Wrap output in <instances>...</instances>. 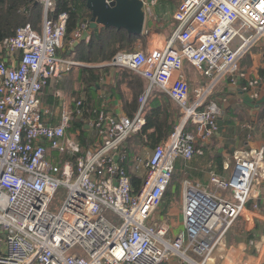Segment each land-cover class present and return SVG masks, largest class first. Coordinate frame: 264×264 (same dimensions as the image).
I'll return each mask as SVG.
<instances>
[{
	"label": "built area",
	"instance_id": "built-area-1",
	"mask_svg": "<svg viewBox=\"0 0 264 264\" xmlns=\"http://www.w3.org/2000/svg\"><path fill=\"white\" fill-rule=\"evenodd\" d=\"M39 1L45 8L41 31L21 26L0 44V264H210L219 249L225 254L216 264H235L227 238L245 217L257 181L264 179L262 148L238 157L228 179L212 171L205 185L184 182L183 229L176 236L154 215L177 161L203 154L196 144L218 134L222 113L212 96L237 70L238 60L264 39V0H180L167 45L119 52L107 64L144 76L147 90L134 116L101 107L86 124L94 133L88 147L80 144L79 130H69L89 100L75 99L72 106L57 92L59 117L43 101L50 79H63L87 64L59 53L68 14L50 17L53 0ZM143 1L150 10L159 0ZM84 31L91 32L90 20L81 21L74 43ZM186 64L203 80L194 93ZM154 87L167 94L181 116L155 147L142 137L144 152L135 158L134 169L143 168L145 178L135 189L124 146L142 133L144 106Z\"/></svg>",
	"mask_w": 264,
	"mask_h": 264
},
{
	"label": "crops",
	"instance_id": "crops-1",
	"mask_svg": "<svg viewBox=\"0 0 264 264\" xmlns=\"http://www.w3.org/2000/svg\"><path fill=\"white\" fill-rule=\"evenodd\" d=\"M158 3H160V5H157L158 8L154 5L150 10L147 6H144L146 21L142 34L146 36L143 42L137 44V48L140 45L144 50L163 47L167 45L175 32L176 21L173 18V13L178 7L180 0L178 5L172 4L170 1L161 2L159 0ZM160 28L165 30L162 31ZM119 72V68L110 66L109 70L104 73V81L108 88L83 91V95L77 98L85 96L91 103L95 92L96 97L103 98L100 106L103 107L105 105L109 113L129 115L125 109L124 99H131L132 90L125 83L115 89V91L114 89L113 91L109 89V87H113L112 85L115 83ZM184 74L192 92H196L203 83L199 73L191 65L187 64ZM69 77L66 76V78ZM78 89L79 87L77 86L76 89L71 91L72 95ZM57 92L69 99L71 98L63 93L65 91L61 88ZM214 97L221 109L220 118L223 119L224 116L229 114L228 119L232 123L233 137L231 138L230 147L224 148L225 139L221 134L225 131L226 125L225 119H223L224 129L217 134L218 144L216 147L209 148L203 154L197 155L193 160L186 163H182L184 161L182 159L180 163L182 166L184 165L182 174H188L186 180L190 179L194 184H207L209 172L212 171L223 178L230 176L238 157L248 155L254 149L262 148L264 150V39L255 43L250 51L238 60L237 70L220 82L214 92ZM74 100V98H71L70 104ZM170 102L173 103L172 101ZM58 110L57 117H59L61 110L60 101ZM57 121H59V118ZM139 148L136 147L134 151H138ZM217 152L223 154L221 169L216 164ZM136 157H132L133 162L130 164L132 169L134 168ZM256 185L258 186L255 188V192L248 203V209L244 214L245 217L237 221L228 236V239H232L231 245L235 250L233 253L234 261L232 260L235 264L242 261H248L251 264H264V253L259 255V251L264 244V179L257 181ZM174 190L175 188L172 185L170 192L172 193ZM176 192L180 200L177 201L178 204L172 206L170 203L173 197H164L161 207L154 215L155 220H163L168 224L171 237L176 236L183 229L181 226L183 219L181 211L183 209L182 184ZM254 204H258L256 210L254 209ZM174 216L180 220V230H175ZM224 254L225 250L219 249L210 264H216Z\"/></svg>",
	"mask_w": 264,
	"mask_h": 264
},
{
	"label": "trees",
	"instance_id": "trees-1",
	"mask_svg": "<svg viewBox=\"0 0 264 264\" xmlns=\"http://www.w3.org/2000/svg\"><path fill=\"white\" fill-rule=\"evenodd\" d=\"M49 11L50 17H56L62 12L68 14L64 44L63 48L59 50V53L62 56L71 57L75 59V61L87 64V66H78L75 68L78 70L77 81L80 84V88L78 89L80 91L79 93L90 89L108 88V85H106L104 81V73L109 70L110 66H95V64L109 62L119 52H132L137 48L139 42L145 40V34L137 35L129 33L124 28L119 29L115 27L108 28L105 26H99L96 29L91 30L90 35L86 40H82L78 45H75L73 41L74 32L78 29L81 21L84 19L90 20L92 17V12L88 8L86 1L53 0ZM51 11L53 14H51ZM44 14V4L39 0H0V44H2L8 37L15 34L16 30L21 26L29 25L33 29L40 31L43 25ZM90 64L93 65L91 66ZM70 79V77H64L63 79H50L42 90L43 101L50 106L51 111L55 116L58 114L60 101L56 92L61 88L65 92L69 91L72 95L71 91H73V89L70 88V90H68L70 86L66 85V82L70 81ZM72 81L71 84L73 83ZM124 83L132 90L131 99H124L125 109L130 116H134L141 105L139 99L147 90V81L144 76L137 72L124 68V70L117 74L115 83L112 85L113 87H109V89L111 91L114 89L115 91V89H118ZM212 98L215 99L214 94ZM102 101L103 98L96 97L94 92L92 102L88 105L83 115L79 118L74 117L72 119V127L69 132L74 133L79 130L80 133L78 134V140L82 147H88L93 143L94 133L92 132L93 138H91V131L86 128V124L92 118L96 117L97 111L101 109L100 105L102 104ZM170 101L171 100L162 89L154 87L144 106L143 113L147 122L142 133L129 138L124 146L127 154L125 166H127V171L131 176V181L135 189L141 187L145 178V172H142L141 170L132 171V168H130V164L133 162L132 157L138 155V151H134L135 148L140 147L144 142L142 137L147 136L150 140L149 146L151 148L155 147L172 133L176 123L180 119L181 113L175 115L169 109L171 104ZM73 103L74 102L71 104L72 106H74ZM228 117L229 114L223 117L226 125L225 131L221 134L225 139L224 148L230 147L232 141L231 138L233 137V131L231 129L232 123ZM216 136L207 144L202 145L198 142L196 147L199 148L201 146L204 151L209 150L211 147H216L218 144ZM181 162L182 159H179L176 163V170L172 184L164 197H172L173 193L170 192L172 185L176 190L181 186L179 176H181L184 170V168H182L184 165L182 166L180 164ZM186 162L187 161L184 160L182 163ZM222 162L223 154L217 152L216 164L219 169L222 168Z\"/></svg>",
	"mask_w": 264,
	"mask_h": 264
},
{
	"label": "water",
	"instance_id": "water-1",
	"mask_svg": "<svg viewBox=\"0 0 264 264\" xmlns=\"http://www.w3.org/2000/svg\"><path fill=\"white\" fill-rule=\"evenodd\" d=\"M92 12L91 30L99 26L124 28L132 34H142L145 28L146 11L143 0H85ZM51 14L53 12L51 11ZM90 35L84 31L80 39L86 40ZM80 41H76L78 45ZM224 129V120L219 119V132Z\"/></svg>",
	"mask_w": 264,
	"mask_h": 264
},
{
	"label": "rangeland",
	"instance_id": "rangeland-1",
	"mask_svg": "<svg viewBox=\"0 0 264 264\" xmlns=\"http://www.w3.org/2000/svg\"><path fill=\"white\" fill-rule=\"evenodd\" d=\"M161 2H166V1H170L172 4H175V5H178V3H179V0H160ZM157 5H160V3H158V4H156L155 5V7H157L158 8V6ZM154 11V10H153ZM163 23V22H162ZM161 29V28H160ZM162 31L163 30H165L164 28L163 29H161ZM41 31V30H40ZM136 49H143L144 50V48L140 45L138 48H136ZM108 63H110V61L109 62H104V63H99V64H95V66H97V65H107ZM91 66L93 65V64H90ZM187 65V64H186ZM76 68V67H75ZM73 69L72 70V72L70 73V81H67L66 82V85L67 86H70L69 88H68V90H70V88H72L73 90L74 89H76L77 88V86L80 88V84H79V82L77 81V74H78V70L77 69ZM120 71H122V70H124V68L123 69H119ZM129 70H131V69H129ZM133 71V70H132ZM68 76V77H69ZM74 81L72 84H71V81ZM76 83H77V85H76ZM71 85H72V87H71ZM80 91L79 90H75V94H73L72 96L70 95V93H69V91H67V92H63V93H65L66 95H68L69 97H71V98H74V99H76L77 97H80V96H82L83 94L81 93H79ZM71 98H70V100H71ZM78 99V98H77ZM50 107V106H49ZM169 109L175 114V115H179V113H180V110L177 108V106L174 104V103H171L170 104V106H169ZM217 137V136H216ZM91 138H93V134H92V132H91ZM141 148H139V150H138V154H140V155H142L143 154V152H144V150H143V148H142V145L140 146ZM64 156V155H63ZM142 172H144V169L143 168H141L140 169ZM132 171H136L134 168L132 169ZM210 173V172H209ZM187 176H188V174H181V176H179V181L181 182V184L183 185V183H184V181L186 180V178H187ZM225 179H228L229 178V175L228 176H226V177H224ZM255 183H256V181H255ZM258 185H255V188L257 187ZM66 190L65 189H60V191H59V198H60V200L61 201H63L64 199H65V197H66ZM173 194H172V200H171V205L172 206H174V205H176V204H178V202L177 201H180L178 198H179V195L177 194V192H176V189L172 192ZM61 203V202H60ZM181 211H182V209H181ZM174 222H175V230H180L181 229V227H180V220H178L177 219V217L176 216H174ZM182 226V228H183V224L181 225ZM231 243H232V239H228L227 238V244L228 245H231Z\"/></svg>",
	"mask_w": 264,
	"mask_h": 264
},
{
	"label": "snow or ice",
	"instance_id": "snow-or-ice-1",
	"mask_svg": "<svg viewBox=\"0 0 264 264\" xmlns=\"http://www.w3.org/2000/svg\"><path fill=\"white\" fill-rule=\"evenodd\" d=\"M262 8H264V5H261Z\"/></svg>",
	"mask_w": 264,
	"mask_h": 264
}]
</instances>
